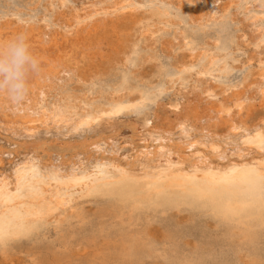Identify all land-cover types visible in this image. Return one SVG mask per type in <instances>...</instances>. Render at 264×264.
<instances>
[{
  "label": "bare ground",
  "instance_id": "1",
  "mask_svg": "<svg viewBox=\"0 0 264 264\" xmlns=\"http://www.w3.org/2000/svg\"><path fill=\"white\" fill-rule=\"evenodd\" d=\"M178 1L193 7L194 16L198 23L211 18L208 13V0ZM231 1L235 0H228V3L220 10L227 9ZM59 5L62 10L54 13L52 23L55 27L52 30L39 24L10 19L0 20V40H7L19 32L26 33L33 51L40 60V72L33 77L32 91L25 101L17 104L6 99H0V131L4 132V135L7 134L6 137L4 136L5 138H0V169L3 167V161H6L4 158L8 157L7 162H10L9 157L12 155V159L17 156L16 154H21L20 156L23 158L21 161L24 164L30 160L41 163L42 156L38 154V150L42 148L45 143V141L42 143L43 139L46 138L39 133L41 128L46 130L45 135L49 136L51 128L55 132L59 127H69L73 123L72 117L78 111L81 117L89 111L93 112L95 109L96 111H104V107L110 106H115L122 111L121 104H123L128 93L133 91L141 95L144 91L141 90V85L137 83L139 82L138 79L133 82L130 72H125L121 68L119 71L117 70L119 72L117 74V71L112 68V62H121L123 65L130 63L138 67L143 61L144 48L148 46L149 40H152L155 34L156 38L161 37L160 32H155L157 23L164 19L161 17L155 19L145 15L139 17L134 6L127 0H80L78 2L59 0ZM110 26L112 28L110 32L118 34L116 39L118 45L108 51L107 45L115 46L107 35V27ZM177 31L174 33L175 35L178 34L177 37L174 35L164 39L166 46L177 44L180 38L186 41L185 33L182 32V34L179 30ZM262 32V29L252 23L247 28V34L241 35L240 38L237 37L239 38L238 47L244 50L248 49L250 43L254 45L253 52L245 53L243 56L247 71L237 86H219L216 84L218 81L216 83L209 82L204 87L196 88L192 96L187 99L188 104L192 105L191 117L197 121L201 116L204 117L205 122L202 127L209 140H215L210 136V127L224 126L225 134H235L236 131L244 129L246 118L251 111L257 105L264 104V66L257 70L251 68V61L256 54L264 55ZM179 36L180 38H178ZM215 42L218 41L215 40ZM105 56L109 58V61L101 64V73L105 77L115 75L113 78L105 80L107 81L105 87L108 88L106 91L107 105L99 106L97 98L101 92L89 89L93 87L92 85H99L96 84L95 79H80V81L78 80L80 84L76 88L71 89L69 85L68 88L66 87L67 89L62 90L61 80L65 75L68 74L67 76L70 77V73L74 72L77 64L75 60L78 57L93 63ZM212 60L213 58H210L208 61L211 62ZM157 66L161 73L164 70L162 62ZM176 67H179L177 61ZM96 80L98 81V77ZM86 81L89 82L85 83ZM111 86L115 88V93L112 90L114 94H111L112 91L110 92ZM217 88L219 95L216 94ZM54 93L57 95L53 98L51 94ZM201 102L204 104L199 110L198 104ZM198 110L201 114L198 113ZM152 112L154 113V111ZM176 114L178 113L176 112ZM147 119L144 117V121ZM260 120L263 127L257 130V136L264 133V114ZM171 124L177 126L179 121L173 120ZM143 125L145 124L143 123ZM165 126L168 125L165 124ZM147 127L146 125L145 128ZM149 131L159 134L162 130L155 126L150 127ZM240 135L242 136V134ZM190 137L192 136L190 135ZM14 139H19V141L14 143ZM11 140L14 144L10 142ZM189 140H186L184 149L191 148L192 143ZM85 143H87L86 140ZM176 143L175 146L169 145V143L165 145L168 146L166 147L167 156L179 151V144ZM89 144L84 146L85 155L81 159L78 158L79 162L68 159L69 164L67 165H70L72 170L75 167H81V162L85 163L93 157L90 155L92 147ZM164 144H162L161 138L156 140L149 155L158 149L163 150ZM5 146H12L13 150L10 152L13 151L15 156L6 153V148L5 151L3 149ZM205 149L206 147L203 146L199 150V156H196L202 162L207 161ZM20 150L24 152L19 153ZM75 152L72 151V153ZM51 153L49 154L50 157ZM68 154L70 153L68 152ZM62 155L65 154L62 153ZM62 155L61 157H63ZM96 155L94 153V156ZM179 156H183V152L179 151ZM46 159L51 161L47 162ZM46 159L43 160L44 164L47 162L45 165H53L51 163L53 158ZM234 162L236 161L234 160ZM58 163L55 169L60 173H65L67 169L65 159L61 158ZM5 168L7 169V167ZM20 176V172L14 173L12 176L6 170L0 172V208L10 203V198ZM47 189L44 187V191ZM96 197L97 200H93L94 206L92 208L82 204H74L64 211L56 213L52 234L43 233L31 240L25 246L26 258L21 259V263L264 264V180H255L241 173L238 179L232 181H215L198 177L193 179L172 178L166 183L139 186L121 182L103 187L96 193ZM183 212L188 214L182 217L181 213ZM15 236H30V231L20 229L14 233L0 235V256L6 261H11L13 253L19 249L13 242Z\"/></svg>",
  "mask_w": 264,
  "mask_h": 264
},
{
  "label": "rangeland",
  "instance_id": "2",
  "mask_svg": "<svg viewBox=\"0 0 264 264\" xmlns=\"http://www.w3.org/2000/svg\"><path fill=\"white\" fill-rule=\"evenodd\" d=\"M78 1L80 0H70V2ZM127 1L134 6L139 17L145 15L155 19L157 17L164 19L158 22L156 26L155 33L157 31L160 32L161 37L156 38L155 34L152 40H149L148 46L144 48L143 64L140 62L141 64L136 67L130 63L123 65L121 62H112V68L116 71L123 68L125 72L132 74L133 82L138 79L139 82L137 83L141 85V90L144 91L141 95L133 91L128 93L123 104H121L123 107L122 111L115 106L105 108L104 106L107 105L106 91L108 90L105 87L107 83L105 80L113 78L115 75L105 77L101 73V64L109 61V58L105 56L102 59L95 60L93 63L87 62V60L80 57L75 60L77 64L74 72L70 73V77L67 74L61 80L62 90L67 89L69 85L71 89L76 88L80 84V79H95L96 84L99 85H92L93 87L89 89L101 92L97 98L99 102L98 100L97 102L105 110L96 111L95 109L94 113L89 111L82 117L78 111L72 117L73 123L69 127H59L58 132H54V129L51 128L49 136L45 135L46 130L42 128L39 130V133L46 137L42 142L44 143L45 141L44 145L38 150V154L42 156L41 163L46 158H53V162H51L53 165H45L51 161H47V159L45 164L44 162L41 164L39 161L33 160L24 164L21 161L23 159L20 156L21 154H16L17 156L12 159L11 155L9 163L7 162L8 157L4 158L6 161H3L4 168L2 167L0 172L6 170L11 173V176L20 172L21 176L10 198V203L0 208V235L27 229L30 231V236H15L13 242L19 249H17L16 253H13L11 261H6L0 256V264H22L21 259L26 258L25 246L36 236L43 233L52 234L56 213L62 212L74 204H82L85 207L92 208L94 206L93 200H97L96 193L108 185L127 182L139 186L142 184L166 183L172 178L193 179L198 177L215 181H232L238 179L241 173L255 180H264V133L260 136L256 134L257 130L263 127L260 118L264 114V104L257 105L251 111L246 118L244 129L239 130L240 132L225 134L224 126L210 127V136L215 139L212 141L207 138L206 131L202 127L205 122L204 117L201 116L198 121L193 119L191 117L192 105L188 104L187 100L192 96L196 88L204 87L209 82L216 83L218 81L216 84L219 86L227 85L228 87H235L239 84L247 71L243 56L245 53L253 52L254 45L250 43L248 49L244 50L238 47L237 42L241 35L247 34V28L252 23L262 29L264 39V0L231 1L229 7L224 11L220 9L228 3V0H208V13L211 18L206 21L202 20L201 23L196 21L192 6L182 4L178 0ZM58 10H62L59 0H0L1 21L10 19L12 21L39 24L50 30L55 27L52 21L54 13ZM243 25L246 26L244 27ZM107 28V35L115 45H107L109 51L118 45V42H116L118 34L110 32L112 30L111 26ZM177 30L180 33H185L187 36L186 41L185 39L181 40L179 36L180 40L177 44L166 46L164 39L173 37L174 33L178 32ZM223 30L224 32H222ZM101 33L106 34L104 32ZM215 40L218 42H215ZM210 58H213L211 62L208 61ZM159 61L164 66V70L161 73L157 66L160 64ZM176 61L179 67H176ZM261 66H264V55L257 53L251 61V68L257 70ZM118 71L117 74H119ZM97 77L98 81L96 80ZM88 82L86 81L85 83ZM112 90L115 93L114 86H111L110 92ZM113 91L111 94H114ZM216 94L219 95L218 88ZM56 95V93L51 94L53 98ZM155 104L157 105L155 106ZM203 104L202 102L198 104L199 110H201ZM185 106L187 107L186 109ZM199 110L198 113L201 114ZM176 112L178 114L175 115ZM144 117L148 118L147 121H144ZM173 120H178L179 124L177 126L170 125ZM165 124L168 126H165ZM146 125L149 128H145ZM155 126L164 131H161L162 134L159 133L161 134L160 136L154 132L150 133V127L153 128ZM198 128L201 129L199 130ZM185 132L187 133L186 135ZM0 133L2 134H0V138L7 136L2 131ZM239 134H242V136H239ZM50 136L51 138H49ZM52 137L57 138L53 139ZM159 138H161L162 144L166 143L164 144V149H158L155 153L149 155L151 147ZM85 140L88 144L92 143L89 145L93 149L91 147L89 149L92 153L90 155L94 158L91 157L85 163L81 162V167H75L72 170V167L67 164H69V161L77 160L79 162L78 158L81 159L85 155L84 146L88 145ZM186 140H189L192 146L190 149L189 147L185 148V150L183 147L186 145ZM15 141L18 142L19 139H14L13 142L17 143ZM10 142L12 143V140ZM168 143L169 145L179 144L178 150L183 152V156H179V151L167 156L166 147L168 146L165 145H168ZM203 146L206 147L205 151L207 152L205 157L207 161L204 162L200 158H196V156H199V150ZM11 147L5 146L3 149L5 151L6 148V153L15 156L13 151L10 152V150H13ZM241 148L245 151H242ZM78 149L81 153L77 151ZM72 151L77 152L72 153ZM82 151L84 152L83 154ZM23 152L22 150L19 151V153ZM50 153L51 157L49 156ZM62 153L65 155H62ZM94 153L97 155L94 156ZM69 155L72 156L69 157ZM86 155L88 156L89 153ZM61 158L67 162L65 163L67 168L65 173H60L55 169ZM71 158L74 159L72 160ZM68 159L70 160L68 161ZM54 163L56 164L54 165ZM70 172L72 174H67ZM44 187L48 189L44 191ZM187 214V212H183L181 216L184 217Z\"/></svg>",
  "mask_w": 264,
  "mask_h": 264
},
{
  "label": "clouds",
  "instance_id": "3",
  "mask_svg": "<svg viewBox=\"0 0 264 264\" xmlns=\"http://www.w3.org/2000/svg\"><path fill=\"white\" fill-rule=\"evenodd\" d=\"M40 72V60L26 33L0 40V99L25 101L32 91V80Z\"/></svg>",
  "mask_w": 264,
  "mask_h": 264
}]
</instances>
